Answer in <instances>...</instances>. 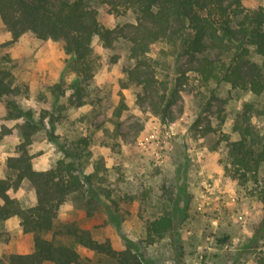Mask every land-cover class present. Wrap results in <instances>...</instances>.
<instances>
[{"label": "rangeland", "instance_id": "rangeland-1", "mask_svg": "<svg viewBox=\"0 0 264 264\" xmlns=\"http://www.w3.org/2000/svg\"><path fill=\"white\" fill-rule=\"evenodd\" d=\"M90 4L107 27L135 23L129 11L114 16L104 1ZM242 4L255 10L264 6V0H242ZM8 33L0 21V37ZM91 46L96 69L77 105V77L66 68L63 40L39 39L26 32L0 44V73L8 74V81L20 90L0 98L3 177L11 174L6 158L15 154L23 122L8 117L6 102L11 99L32 110L40 124L27 147L33 167L51 168L58 159H71L84 181L82 190L59 207L57 223L75 221L97 241L109 240L115 250L129 244L141 264H264V163L242 177L228 154L232 137L239 138L234 124L244 102L254 103L250 123L264 135V91L254 97L227 83L205 84L188 69L185 55L158 41L149 51L164 62L158 78L166 90H178L169 108L172 119L162 120L148 99L140 98L144 94L140 86L121 87L125 70L133 65L127 41L120 37L107 47L93 37ZM249 57L261 63L253 51ZM75 148L77 157L71 158L68 154L74 155ZM11 190L13 194L23 190L21 199L12 196L20 206L34 194L27 180ZM65 204L71 209H63ZM162 214L171 216L173 227L151 241L146 224ZM15 217L0 222L6 237L0 256L32 248L31 234L22 232ZM76 249L78 264H114L102 253L80 245Z\"/></svg>", "mask_w": 264, "mask_h": 264}, {"label": "trees", "instance_id": "trees-1", "mask_svg": "<svg viewBox=\"0 0 264 264\" xmlns=\"http://www.w3.org/2000/svg\"><path fill=\"white\" fill-rule=\"evenodd\" d=\"M90 1L0 0V21L11 33V41L26 32L39 39L63 40V50L68 56L66 68L77 77L74 83L77 105L82 103L84 87L96 69L93 37H98L107 47L120 37L127 41V56L133 65L125 70L126 79L121 87L131 83L140 86L144 93L140 98H147L162 120L169 118V108L176 102L178 90H166L158 78L164 62L149 52L151 44L158 41L185 55L188 69L205 84L227 83L254 97L264 91V6L247 10L242 0H102L108 5L109 13L119 16L129 11L135 20L124 26L107 27L100 22ZM251 51L261 58L260 64L250 59ZM7 75L0 73V98L20 92ZM6 108L8 117L22 118L23 122L19 125L20 141L15 154L6 158L11 174L0 179V199L4 201L0 205V222L17 216L22 232L32 236V248L28 252L0 256V264H78L77 245L107 255L114 264H141L139 255L129 244L115 250L109 240L97 241L75 221L57 223L59 207L82 190L84 181L71 159H58L55 166L36 170L27 147L40 124L34 120L32 110L22 109L11 99L7 100ZM253 110L252 101L244 102L240 120L234 124L239 138L230 142L228 148L234 170L242 177L264 163V135L250 123ZM76 149L74 155L68 156L77 157ZM24 180L33 188L36 198L33 207L24 208L6 194L9 188H19ZM172 227L171 216L162 214L147 222L146 236L153 241L169 233ZM3 241H6L5 232L0 231V243Z\"/></svg>", "mask_w": 264, "mask_h": 264}, {"label": "clouds", "instance_id": "clouds-1", "mask_svg": "<svg viewBox=\"0 0 264 264\" xmlns=\"http://www.w3.org/2000/svg\"><path fill=\"white\" fill-rule=\"evenodd\" d=\"M11 39H12L11 33H8V34H6L5 37H0V44H3V43L6 42V40H11ZM95 41H96V38L93 39V44H95ZM184 131L186 132L187 129H185ZM173 135H175V134L173 133ZM232 139H233V140H236L237 137H236V136H233ZM17 142H19V141H17ZM5 155H6V154H4V155H0V163L3 162V160H4V158H5ZM169 166H171V165H169ZM47 167H48L47 164H45V165L43 166V168L34 165V168H35L36 170H47ZM218 171H219V172H222V169H219ZM203 174H204V173L201 172V175H203ZM209 178H211V173H209ZM0 179H3V173H2V172H0ZM6 194L9 195L10 197L13 196V195H15V198H16L17 200L21 199V198L23 197V195H24L23 190H20L19 192L13 194L11 188H9V189L7 190ZM3 203H4L3 199H0V205H3ZM35 203H36L35 195L32 194V193H30V194H29V199H28V201H27L24 205H22V207H24V208H27V207H33V206L35 205ZM71 207H72V206H71L70 204H65V205L63 206V209H71ZM63 214H64V211L62 210L61 215L63 216ZM14 219L17 221V224H19V218H18V217H15ZM243 232H244V235H246V236H249V237H250V236L252 235V233H251L250 231H248L247 228H244V229H243ZM129 238L132 239V240H135V237H129ZM233 243H237V240L234 239V240H233Z\"/></svg>", "mask_w": 264, "mask_h": 264}]
</instances>
